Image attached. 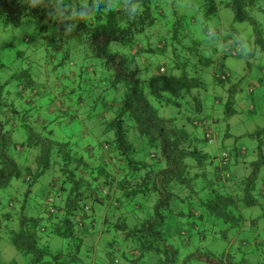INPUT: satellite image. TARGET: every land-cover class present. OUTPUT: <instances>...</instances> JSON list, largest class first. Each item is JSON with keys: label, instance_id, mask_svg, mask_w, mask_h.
Returning <instances> with one entry per match:
<instances>
[{"label": "trees", "instance_id": "16d2710c", "mask_svg": "<svg viewBox=\"0 0 264 264\" xmlns=\"http://www.w3.org/2000/svg\"><path fill=\"white\" fill-rule=\"evenodd\" d=\"M75 2L59 0L62 5ZM166 3L101 0L86 12L70 8L79 23L65 28L42 10L30 9L27 0H0L4 28L32 19L56 52L71 46L64 51L65 61L86 52L75 60L80 74L73 72L71 82L86 84L96 96L88 102L93 104L90 118L98 117L91 129L85 125L82 97L71 107L54 106L57 116L48 122L32 114L40 93L31 74L24 71L6 81L0 74V242L9 239L28 264H119V254L123 264H143L146 258L155 264H264V256L246 250L252 239L259 240L252 248H264V225L244 214L249 208L263 210L264 188L257 192V182L264 161L250 163V176L233 178L230 162L223 166L220 156L216 163L218 157L205 151L212 131L203 99L194 90L204 89L197 74L211 61L200 56L199 44L188 41L186 17L174 12L170 20ZM194 4L206 20L219 13L216 0ZM126 5L136 6L134 17L126 14ZM225 5L235 22L255 27V43L264 52V28L253 17L256 10L264 13V0H228ZM154 34L160 36L157 49L169 47L172 53L163 73L162 66L152 70ZM115 43L124 50H113ZM94 58L103 70L91 63ZM143 71L148 75L141 76ZM227 79L216 77L220 84ZM60 89L62 96L70 90ZM234 105L235 95L226 105L229 117L237 114ZM159 106L176 108L178 116L163 118ZM67 116L82 126V142L53 138L49 126ZM21 131L26 137L17 142L15 133ZM254 137L262 139L264 129ZM46 174L51 180L37 186ZM55 237L67 245L52 250Z\"/></svg>", "mask_w": 264, "mask_h": 264}, {"label": "rangeland", "instance_id": "374dc122", "mask_svg": "<svg viewBox=\"0 0 264 264\" xmlns=\"http://www.w3.org/2000/svg\"><path fill=\"white\" fill-rule=\"evenodd\" d=\"M165 1L167 2L166 10L168 9L172 13L170 20L174 19V12L185 16L188 21L187 31L191 33V38H188V41L193 39L195 43L199 44L200 56L209 58L211 61L209 67L201 69L197 74V77L204 83V89L194 90L203 99L204 114L208 116V127L211 128L215 137L213 143L206 142L204 144V149L218 157L216 163L220 162V156L224 152H228L231 159L228 171L231 172L233 178L250 176L253 171L250 163L257 160L264 161V137L262 139L254 137L259 129H264V84L260 81V79L264 81V52L261 51L260 45L255 43V27L250 23L235 22L233 10L225 5L228 0H216L219 4V13L209 20H206L204 15L198 11L194 0H176L173 3L172 0ZM253 17L264 28V13L256 10ZM161 23H165V21ZM38 25L35 20L26 19L21 24H12L4 28L0 22V59L5 64L4 70H0L1 76L6 81L21 72L30 73L40 93L35 98L38 107L32 114L44 117L48 122L57 116V112L53 113V109L61 108V105L71 107L72 103H78L82 97L86 103L85 110H83L85 125L91 129V125L96 123L98 117L90 118L91 113L93 115L94 112L90 113V106L93 104L88 102H93L96 96L87 92L89 88L86 84L74 87L71 82L73 72L80 74V71L75 68L74 62L77 58L86 56V52H82L81 55L72 54V58L65 61L64 51L71 46L66 45L67 47H64L63 51L56 52L55 47L48 43L46 37V39L40 37L43 30L38 28ZM172 25L173 23L170 24V26ZM157 27L158 25H155L152 28L153 32H157ZM31 36L36 39L30 43L26 42V37ZM53 37L57 39L55 36ZM159 37L157 34L151 37V45L154 49V53L150 55L154 65L153 71L161 66L166 69L168 65L170 66L172 59L169 47L164 50L157 49ZM124 48L121 43L113 44L115 51H123ZM20 52H24L21 53L23 56ZM91 63L95 65V68L103 70L100 59H91ZM137 64L141 69L145 66L140 57ZM140 75L147 76L148 74L143 71ZM216 77H227L228 79L220 84ZM62 86L69 87L72 92L69 90L68 94L62 96L60 93ZM48 92L51 94H45ZM234 95V108L237 110V114L229 117L226 105ZM14 96L15 94L12 97ZM158 109L163 118L171 119L178 116L177 109L174 107L159 106ZM72 119L68 116L58 117V122L49 126L50 130H53V138L59 141L82 142L80 140L82 134L79 133L82 126ZM196 130V135L200 134L199 137H204V131L200 133L198 129ZM200 130H203V127H200ZM98 133L101 134L100 131ZM24 137H26L25 131L15 133L17 142H22ZM48 174L39 180L37 186L51 180ZM263 188L264 165L259 172L257 192L259 190L261 192ZM258 196L259 194H257ZM244 214L248 220L257 219L255 223L260 227L264 225V219L258 220V217L264 214V206L263 210L261 207L249 208L244 211ZM128 221L130 226L134 224L132 215L128 216ZM260 235L264 241V231ZM257 243L259 240H250L246 250L253 249L256 256L261 254L262 257L264 248H252ZM66 245L67 242L60 237L51 240V247L54 251L63 249ZM0 248L4 250L0 253V264L29 263V258L20 255L9 239H2ZM117 259H120L119 264H123L120 254L117 255ZM142 263L155 264L152 258H146Z\"/></svg>", "mask_w": 264, "mask_h": 264}, {"label": "clouds", "instance_id": "9594fccd", "mask_svg": "<svg viewBox=\"0 0 264 264\" xmlns=\"http://www.w3.org/2000/svg\"><path fill=\"white\" fill-rule=\"evenodd\" d=\"M99 2H101V0H76L74 4L62 5L59 3V0H27L30 9L42 10L45 18L52 16L54 20L58 21V27L64 25L65 28L77 27L79 23L73 15V11L69 10L70 8L86 12L90 7ZM52 5L56 8L54 13L51 11ZM137 11L135 5H126V14L130 18L134 17Z\"/></svg>", "mask_w": 264, "mask_h": 264}, {"label": "built area", "instance_id": "2783aa9c", "mask_svg": "<svg viewBox=\"0 0 264 264\" xmlns=\"http://www.w3.org/2000/svg\"><path fill=\"white\" fill-rule=\"evenodd\" d=\"M165 71V69L164 68H161L160 69V72H164ZM208 138H210V143H212L213 142V137H212V133H210L209 134V136H208ZM221 162H222V165L223 166H228L229 165V154L227 153V152H224L222 155H221Z\"/></svg>", "mask_w": 264, "mask_h": 264}]
</instances>
